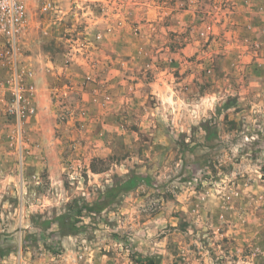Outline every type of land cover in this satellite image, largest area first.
Wrapping results in <instances>:
<instances>
[{"label":"rangeland","instance_id":"374dc122","mask_svg":"<svg viewBox=\"0 0 264 264\" xmlns=\"http://www.w3.org/2000/svg\"><path fill=\"white\" fill-rule=\"evenodd\" d=\"M25 2L29 19L56 20L44 49L57 54L60 72L48 104L39 106L20 43L13 53L0 35V264L26 248L55 257L52 264L66 253L78 264H136L139 257L159 264H264V66L247 72L248 63L226 59L215 42L212 57L192 56L184 65L187 73L199 68L198 78L171 71L170 84L184 87L185 96L171 95L161 124L150 110L157 103L149 94L156 68L127 64L129 104L119 129L93 134L82 126L72 138L77 121L69 122L73 106L63 76L72 54H89L120 25L149 42L164 38L176 52L194 36L192 25L206 21L213 0ZM46 2L61 13L43 12ZM183 13L190 20L180 29ZM200 39L206 53L209 41ZM27 84L34 89L25 90ZM132 177L147 180L125 191ZM109 188L115 196L107 207L69 225L74 217L65 215L74 200L93 205Z\"/></svg>","mask_w":264,"mask_h":264},{"label":"crops","instance_id":"0c3cea01","mask_svg":"<svg viewBox=\"0 0 264 264\" xmlns=\"http://www.w3.org/2000/svg\"><path fill=\"white\" fill-rule=\"evenodd\" d=\"M206 7L209 11L206 21L200 25H192L194 36L185 40L176 52L170 50L164 38L160 42L157 40L149 42L131 31L129 33L128 30H122L125 26L120 25L113 28L112 37L104 39L97 47L93 46L92 51L88 49L89 54H72L71 64L63 71L64 82L69 85V101L73 106L72 118H70L72 122H69L73 123V119L77 121L73 123L72 138H76L77 132H83L82 126H86L87 130L93 134L98 132L107 134L119 129L118 116L129 104L128 92L122 78L127 64L131 69V66L146 61L156 68L158 77L149 84V94L157 100L156 105L150 108L153 110L152 115L159 118L164 110H169L167 101L171 95H176L177 98L185 96L182 92L185 90L184 87L177 88L170 84L171 71L177 70L178 75L185 77L186 61L192 56L212 57L216 48L215 42L221 46L226 59L237 63H248L245 67L247 72H259L264 66V0H213V3H207ZM213 7L215 10L212 9ZM183 17V22L179 20L178 28L180 29L185 25L186 20H190V16L186 13L178 15L179 19ZM209 24L211 34L217 41H209L206 53H203L204 51L200 49L202 41L200 37H196V33L201 32L202 28ZM56 25V20L47 22L30 17L20 42L23 72L30 71L31 81L38 92L39 106L48 104V96L53 88L51 82L60 72L57 54L44 49L45 41L52 39L51 36L57 32ZM117 33L123 38L113 37ZM255 45H259V49H254ZM173 60L175 62L170 63ZM223 70L224 68L221 71ZM199 71V68L195 66L190 67L186 76L191 79L198 78ZM87 77L90 78L89 81L86 80ZM185 81L181 80L176 85H184ZM135 99L138 106L144 105V102L139 103L138 97ZM77 108L84 112L76 113L74 109ZM155 121L158 123L161 121V124L165 122L162 116ZM77 156L74 154L75 158ZM26 249L28 252H25ZM26 249L21 251V255L10 257L3 262L5 264H52L54 261L55 257L51 258L49 255ZM30 254H33V257ZM70 258L66 253L62 255L58 263L78 264L70 261Z\"/></svg>","mask_w":264,"mask_h":264},{"label":"built area","instance_id":"2783aa9c","mask_svg":"<svg viewBox=\"0 0 264 264\" xmlns=\"http://www.w3.org/2000/svg\"><path fill=\"white\" fill-rule=\"evenodd\" d=\"M41 10L45 13L54 12L61 13V10L53 2L42 4ZM29 21V8L25 0H0V35L3 37L9 50L13 53L23 38L24 30ZM199 36L206 41H216L211 34V25H205ZM259 45L253 46L259 49ZM31 76V75H30ZM89 77L86 78L89 81ZM25 90H33V85H24ZM20 89L17 88V99H21ZM32 112V111H31Z\"/></svg>","mask_w":264,"mask_h":264},{"label":"trees","instance_id":"16d2710c","mask_svg":"<svg viewBox=\"0 0 264 264\" xmlns=\"http://www.w3.org/2000/svg\"><path fill=\"white\" fill-rule=\"evenodd\" d=\"M202 128L208 134V128L204 123L202 124ZM91 171L92 172L95 171V169L92 165H91ZM138 180H145L146 181L147 178L132 177V178L128 179L125 183H123L124 190L127 191V190H131V189L135 188ZM111 191H112V188L106 189V191L103 193L102 201L95 202V204H93V205H87V204L79 205L78 201L74 200L73 203L68 206V210L71 213H68L65 215V218H67V219H71L70 217H74L73 218L74 220L72 222H69V225L73 226L76 223V221H78L77 218L81 217L83 212H85L88 215L90 213L98 214L102 210V208L107 207L108 203H109L108 200L112 199L115 196V195L110 194ZM51 253L55 254V250H53V251L51 250ZM136 264H159V258H156V257H145V258L139 257L136 260Z\"/></svg>","mask_w":264,"mask_h":264}]
</instances>
